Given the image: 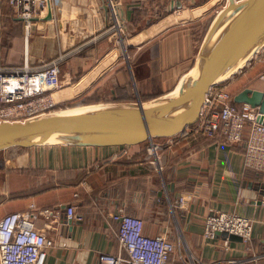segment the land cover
<instances>
[{
  "label": "crops",
  "instance_id": "0c3cea01",
  "mask_svg": "<svg viewBox=\"0 0 264 264\" xmlns=\"http://www.w3.org/2000/svg\"><path fill=\"white\" fill-rule=\"evenodd\" d=\"M229 1L113 0L119 26L109 0H51V19H35L28 36L22 23L19 34L3 41V28L10 30L11 20H22L10 12L8 1L0 0V19L6 23L3 28L0 24V62L12 68L27 60L41 68L62 57L63 86L51 92L59 103L147 101L179 85L210 22ZM141 9L148 13L143 28L134 21ZM161 10L166 11L162 17ZM125 36L127 58L116 39ZM254 59L243 77L227 82L230 92L263 87L258 75L264 68V48ZM82 81L85 87L76 92ZM155 142L160 145L156 155L150 152L151 143L146 152L137 145L2 150L0 218L31 204L54 209L52 220L40 216L36 221L55 242L45 264H100L101 252L126 256L118 222L111 216L118 208L142 217L149 235L181 239L198 260L261 254L259 264H264V171L245 166L243 144L212 140L190 129ZM180 195L187 199L184 207L176 202ZM71 204L80 217L68 218ZM219 211L251 218V241L230 239L226 247L224 233L206 239L205 219ZM181 249L184 260L176 252L169 264H191Z\"/></svg>",
  "mask_w": 264,
  "mask_h": 264
},
{
  "label": "built area",
  "instance_id": "2783aa9c",
  "mask_svg": "<svg viewBox=\"0 0 264 264\" xmlns=\"http://www.w3.org/2000/svg\"><path fill=\"white\" fill-rule=\"evenodd\" d=\"M8 2L12 13L22 20L26 36L29 35L34 20L43 18L48 10V0ZM109 2L118 23L113 0ZM118 25L120 26L119 23ZM62 59H55L41 68L30 66L27 60L22 66L12 68H7L0 62V121H23L55 111L59 102L54 100L51 92L63 86L59 65ZM258 78L263 82L261 89L264 91V68ZM262 115L264 114L258 106L235 102L234 93L228 90L225 83L217 84L206 93L198 121L185 131L190 129L193 133L216 137L219 141L243 144L245 166L264 171V122L258 120ZM159 146L154 141L151 154ZM126 148L125 146L124 149ZM176 202L184 207L187 199L180 195ZM66 214L70 219L80 217L72 204L67 205ZM40 216L49 221L56 216V212L52 208H37L31 204L26 210L9 212L0 218V264H45L48 250L55 242L45 230L36 225ZM111 216L118 222V240L127 255L101 252L100 264H169L170 256L176 252L184 260L181 239L176 242L166 234L145 233L144 219L127 213L123 208L116 209ZM252 230L251 218L232 211H219L206 217L203 235L206 239H215L218 233L237 234L247 244L252 239ZM229 242L230 239L226 236V247ZM261 256L253 254L252 257L210 262L192 256L191 264H259Z\"/></svg>",
  "mask_w": 264,
  "mask_h": 264
},
{
  "label": "water",
  "instance_id": "95a60500",
  "mask_svg": "<svg viewBox=\"0 0 264 264\" xmlns=\"http://www.w3.org/2000/svg\"><path fill=\"white\" fill-rule=\"evenodd\" d=\"M52 14L48 0L43 19H51ZM262 48L264 0H230L210 22L178 89L148 101L100 102L23 121L1 120L0 151L46 145L125 147L172 138L198 121L210 87L236 76ZM234 101L258 106L264 114L262 89L245 86L234 93ZM258 120L264 122V115ZM226 236L242 240L237 234Z\"/></svg>",
  "mask_w": 264,
  "mask_h": 264
},
{
  "label": "trees",
  "instance_id": "16d2710c",
  "mask_svg": "<svg viewBox=\"0 0 264 264\" xmlns=\"http://www.w3.org/2000/svg\"><path fill=\"white\" fill-rule=\"evenodd\" d=\"M2 1L4 2V1H8V0H2ZM8 4H9V2H8ZM9 7H10V4H9ZM10 9H11V7H10ZM10 12H11V10H10ZM138 13L139 14H137V16H135V17H137V20H134V21L138 23V27L139 28H143L147 24V18H145V16H147L148 13H147V10H142V9L139 10ZM164 14H166V11H162L161 10V12L159 13V16L162 17ZM3 19H4V17H3ZM11 21L14 22L12 28H10V30L5 31L6 29L4 30V28H3V24L5 23V21H3L2 18H1V25H2V28H3V30H2L3 41L5 39H7V40L13 39L16 36V34H19L21 32V30L23 29V25H22L23 22L16 21V20H11ZM5 25H6V23H5ZM3 31H4L5 37L3 36ZM98 101L99 100L97 98H95V99H93V101L85 102V103L86 104L87 103H94V102H98ZM85 103L84 102L83 103L79 102V104H76V105H82V104H85ZM206 137H209V136H206ZM209 138L212 139V140H218V138H216V137H209ZM160 139H165V138H160ZM160 139H156V140H160ZM220 139L222 140V138H220ZM137 146L143 148V152H146L147 151V147H148V143L147 142H143L141 144H138ZM126 147H129V146H126ZM256 171H260L261 172L263 170H256ZM171 256H170V259H171ZM170 259H169V262H170Z\"/></svg>",
  "mask_w": 264,
  "mask_h": 264
},
{
  "label": "rangeland",
  "instance_id": "374dc122",
  "mask_svg": "<svg viewBox=\"0 0 264 264\" xmlns=\"http://www.w3.org/2000/svg\"><path fill=\"white\" fill-rule=\"evenodd\" d=\"M11 13H12V11H11ZM13 14V13H12ZM0 24H1V19H0ZM2 26V25H1ZM117 39V42H118V45L120 44L121 46H122V51H123V53H124V56L127 58V53H128V48H127V52H126V46H127V37L125 36V37H123V38H116ZM130 53V52H129ZM251 66V65H250ZM249 67L248 66H246L245 67V69H243L241 72H239L236 76H234L233 78H231L230 80L231 81H233V80H236V79H238V78H241V77H243L244 76V73L246 72V70L248 69ZM229 81V80H228ZM227 81V82H228ZM227 82H225V85L227 86L228 84H227ZM148 101V100H147ZM76 104H79L78 102H76V101H66V102H60L59 104H58V106L54 109V110H62V109H68V108H73V107H77V106H81V105H76ZM82 105H84V104H82ZM160 140H162V139H160ZM159 140V141H160ZM148 143V145H149V142H147ZM154 155H156L155 153H153ZM224 234L226 235L227 233L226 232H224ZM181 247H183L184 248V250H185V255L190 259V262L191 263H193L192 262V255H191V253H190V251H189V249H188V247H187V245L186 244H182L181 245ZM182 251H183V249H182Z\"/></svg>",
  "mask_w": 264,
  "mask_h": 264
},
{
  "label": "bare ground",
  "instance_id": "6f19581e",
  "mask_svg": "<svg viewBox=\"0 0 264 264\" xmlns=\"http://www.w3.org/2000/svg\"><path fill=\"white\" fill-rule=\"evenodd\" d=\"M199 12V11H198ZM197 13V12H196ZM128 45V44H127ZM109 56V55H108ZM107 56V57H108ZM108 64V63H107ZM111 64V63H110ZM181 83V82H180ZM180 83H179V85L175 88V89H178L179 87H180ZM85 85H86V83H85V81H82L81 83H79L76 87H75V91L76 92H79V91H81L84 87H85Z\"/></svg>",
  "mask_w": 264,
  "mask_h": 264
}]
</instances>
